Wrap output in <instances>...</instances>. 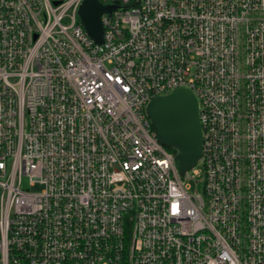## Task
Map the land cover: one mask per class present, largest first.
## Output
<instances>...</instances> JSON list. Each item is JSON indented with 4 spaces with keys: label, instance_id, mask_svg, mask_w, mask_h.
<instances>
[{
    "label": "built area",
    "instance_id": "1",
    "mask_svg": "<svg viewBox=\"0 0 264 264\" xmlns=\"http://www.w3.org/2000/svg\"><path fill=\"white\" fill-rule=\"evenodd\" d=\"M81 2L0 0V264H264V0H100L102 44ZM181 86L184 175L146 113Z\"/></svg>",
    "mask_w": 264,
    "mask_h": 264
},
{
    "label": "water",
    "instance_id": "2",
    "mask_svg": "<svg viewBox=\"0 0 264 264\" xmlns=\"http://www.w3.org/2000/svg\"><path fill=\"white\" fill-rule=\"evenodd\" d=\"M121 8L117 3L102 4L100 0H82L78 15L86 33L97 44L104 42L102 15ZM146 113L159 141L174 150L176 165L184 175L201 159L203 129L199 102L190 87L181 86L170 93L151 99Z\"/></svg>",
    "mask_w": 264,
    "mask_h": 264
},
{
    "label": "rangeland",
    "instance_id": "3",
    "mask_svg": "<svg viewBox=\"0 0 264 264\" xmlns=\"http://www.w3.org/2000/svg\"><path fill=\"white\" fill-rule=\"evenodd\" d=\"M23 184H24V187H26V188L30 187L29 179L24 178ZM204 185H205V183L203 181L202 175H200L197 178L192 179L190 181L191 190H196L197 192L202 193V194L204 193ZM41 188H42V186L40 184H38V185L31 187V190L34 192H37V191H40Z\"/></svg>",
    "mask_w": 264,
    "mask_h": 264
},
{
    "label": "trees",
    "instance_id": "4",
    "mask_svg": "<svg viewBox=\"0 0 264 264\" xmlns=\"http://www.w3.org/2000/svg\"><path fill=\"white\" fill-rule=\"evenodd\" d=\"M171 151H173L174 152V150L173 149H171V148H169Z\"/></svg>",
    "mask_w": 264,
    "mask_h": 264
}]
</instances>
